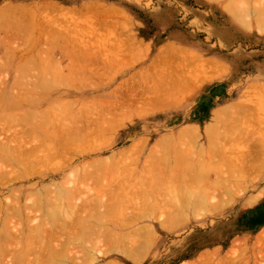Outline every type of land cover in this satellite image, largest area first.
<instances>
[{
	"label": "rangeland",
	"instance_id": "obj_1",
	"mask_svg": "<svg viewBox=\"0 0 264 264\" xmlns=\"http://www.w3.org/2000/svg\"><path fill=\"white\" fill-rule=\"evenodd\" d=\"M217 1L218 0H0V11L6 8L12 9V7L15 6L17 8L24 7L29 11V12L27 10L25 11V9L23 8L25 17L26 14L35 12L36 13V14L34 13L35 15L31 14L34 17V20H32L31 24L33 25L34 23L33 21H35L34 26L37 23L38 24L40 23L39 26L43 25L40 27L36 25L35 27L37 29L41 27L45 29L47 26V29H45L46 34L43 33L44 30L42 28L40 29L41 31L38 29L40 32L36 28L34 29L33 28L34 26L32 28L34 29V31L37 30V32L35 31L36 34L43 33V36H41V38L43 37V39L45 40L47 34H48L47 35L48 40H51L50 38L52 37H54L52 39L55 40L58 37V35L59 36L61 35L59 37L61 39L63 38L62 36L66 35L67 32L69 33L66 36L77 34L75 41L73 40L74 44L72 43V45L66 42L69 41V40H65L66 38L63 40H59L57 38L58 42L60 41L58 45L59 50L57 49V51L54 53L53 58L50 59L48 58L49 62H51L50 60L53 61L52 63H50L52 69L54 68L53 66L55 65V62L66 67L65 69H63L62 67L63 69L62 73H64V75L62 74L59 78H61V80H64L65 83L67 80L68 85L64 84V86H62L63 84H61L59 86L58 85L60 83L59 81V83L57 84L59 86L58 88H60V90L61 88L62 90L63 89L76 90L75 91L76 94H74L75 96H73V94L68 95V93H65L64 95L66 96L63 95L61 96L62 99H58L59 101L58 104L61 102L63 103L65 102V104L68 103L67 104L68 107L71 106L72 103L71 101H74L73 102L74 104L75 102L77 103L75 106L72 105L74 107H71L72 111H76L77 113L71 112L72 114H76L79 117L78 113L81 114V112H83V110H86L87 108L89 111V107L92 108V106H94L93 108L101 109L99 106H101L102 103L105 104L106 103L105 101L109 103L111 99L112 100L114 99L115 96H113V98L112 96H110L113 91L116 93L117 90V94H118L119 92L118 88H120V86H123L124 84L125 87L124 86L122 87L124 89V92L125 90H127L126 85H128L131 82V80H133L132 78L135 76V73L138 77H140L141 75L140 73L142 72L145 74L146 73L150 74V75L148 74V76L147 74L146 75L144 74V76L142 75L141 77L147 76L149 78L148 79L146 77L148 82L146 80L145 81L147 82L146 86L149 85L151 87L150 89L151 95H152L151 93L152 91L155 92L154 94L157 97H161L162 95L163 98H167L166 91L167 92L173 90L175 91L174 94L173 92L172 94L171 92H169L171 94V97L173 95L172 98L174 100H171L173 103H171V101L169 102L170 100L169 99L170 96H169L168 97L169 100L167 99V101L171 104H169V106L164 104L165 107L164 105L159 106V102L163 104V101L165 102V100L161 101L160 98H158L160 100L158 101L156 98L157 100L156 102L158 103L156 102L155 103L158 105L157 106L156 104H152L150 102L153 96L150 97L149 95L150 105L152 104L149 107L151 108L153 107V108L146 109L148 108L147 106L149 103L148 104L146 103L148 102L147 99L149 97L147 98L146 96L147 95L146 89L142 90L144 88V86L142 85L143 83L141 84L142 91L139 90L140 89L139 87H141V85L139 86L137 84V88H138L137 90L135 88L136 86H133L132 88L131 85H128L131 87V89H128L129 91L126 92H130V90L135 89L137 91V94H139V96L136 95L137 98H135V100L137 101V99L143 98V101H141L142 99H139L135 104L136 101L134 100L135 102L132 103L131 100L132 103L131 105L129 101H128L129 104L126 102L128 106L123 103H122L123 105L120 103L121 104L120 106L119 102L117 101L116 104L117 105L119 104L118 106H120V108L125 106V108H123L125 110L121 111L122 108L121 110L119 109L121 112L119 111L116 117H115L116 114L114 113L112 114V116H110L112 113V111L110 110H115L116 108L119 107L115 106L114 109L113 107L114 105L111 104L112 103L111 101V103L109 104L113 105V106L110 105L111 107H113V109L111 108L110 110H108L111 113L110 115L109 112L105 114L107 116H105L104 120L106 119V117H108V119L110 117L112 118L109 119L111 120L109 123L107 122L108 125L112 123V120L115 121L113 118H116L117 120L113 122L114 125L116 126L114 127L109 126L114 129L106 128L105 130V125H103L104 129H101L103 127L99 128L101 124L99 122L96 123L98 126H95L96 125L95 122L97 121L101 122L103 120V118L99 117V115H101L99 113L102 112L101 110H98V112H96L97 110L95 111V109H93L94 110L93 111L91 109L92 113L91 111L85 112L87 114L90 113V117L91 114L94 117V112H95V116L96 113L99 114L94 118L91 117L93 120L94 119L96 120V121L94 120L95 122H92L93 123L92 128L95 127V130L96 128L99 130H97L95 135H92L95 139L91 140L92 137L91 136L90 141L88 142L85 141V139H82L84 141L83 144H82L83 141L81 142V144L78 142L80 145H85L86 143L91 142L89 144H92V147L90 145L89 146L93 149H91L92 152L89 149L90 151L88 153L86 147L87 149L90 147L86 146L83 148V146H81L84 149V151H87L86 154L84 153L83 149L79 147L80 149H82L79 151V153L82 152L80 153L82 154V156L80 154L78 155V159L76 160V166L82 167L83 164L93 161L94 158L98 160L101 159L102 157L106 158L109 155H112V153L115 154V156L117 157L116 159L117 166L115 168L104 169V171L102 170L104 173L103 180L105 184L106 181L108 183L106 184L109 187L107 192L109 193L112 192L113 194H115V197H117V195L126 196V199L120 201L121 203H117L116 205L113 204L115 206L112 210V213L108 215V217L106 218L107 219L106 220L107 222L105 221L106 223L105 222L104 224L100 223V221L98 220H92L90 222L93 228H95L98 232V233L94 232L93 235L99 236V235H103L102 234L103 232L105 233L107 232L108 234L114 236L117 239V242H124V241L130 242L133 241V238L135 240H138L139 242V237L141 236V234L143 235L145 234L143 230L146 232L148 230L147 227H146L147 230H145V228L143 227L145 224L146 226H148L147 224L149 225L153 224L154 228L156 229L157 237L155 236L156 239L154 238L155 243L151 244L152 245L150 247L151 249L149 250L148 255L146 254L147 257H145V261L144 262L141 261L140 264H186L189 262H193L194 259L197 258L198 254L209 251L211 249H217V250L219 249L221 250L220 252L222 253H227L231 248L237 249L238 252L247 250L248 257L250 258L249 249L244 248L247 247V244L244 243V240L246 241V237H247L248 247H251L254 237H256L258 233L264 232V154L262 160V167L260 169L258 168V171L250 170L246 173L245 176H243L244 181L242 180V182L244 186L243 185L240 186V184H242L241 182L239 183V185H237V182L233 180H231L232 181L231 182L229 180V178L232 176V175L230 176V174H232L234 170L235 163L236 162L239 163L238 159H240L245 154L244 155L245 158L243 156V160L244 159L249 160L251 155L250 153L249 155L248 154L246 155L248 150L253 151L254 148L260 149L262 144L264 146V31H263L264 26L263 27L260 26L261 24L264 23L261 22V24H258V27L260 26L261 29H263L261 34L260 33L261 29L259 28L260 29L259 30L257 27L256 20L258 18H256L255 15L254 16L251 15L250 17H248L249 19L248 18L247 19L249 20V22L252 21L251 22L252 25L250 23L249 24L247 23L248 24L247 27L252 26V29L251 28H250L251 30L249 28L246 29L247 28L246 26H245L246 28L242 27L243 25L240 24L241 21L238 18L236 19V21H234L235 18L233 17L232 19V15L229 14V12L224 8L225 5H227L229 2L231 3V1L233 0H220L218 2ZM255 4L256 3H254L253 5ZM6 5L9 7H7ZM10 5H12V7H10ZM90 5L93 6V8ZM256 5L258 6L259 4ZM88 7L91 8L89 9ZM29 8L30 9L32 8V10H30ZM23 11L20 10L21 16ZM19 14L17 13L16 16L17 17L19 16L20 19L21 16ZM72 14L75 15L72 16ZM12 16L13 17H11L10 21L14 22L15 15L12 14ZM32 16L31 19H33ZM27 18L29 19L30 17ZM29 21L31 22V20ZM29 21L27 20V22ZM243 22H245V20ZM109 23L110 25L111 24L114 25H111L110 27ZM101 24H103L105 28L101 27L102 26ZM115 24H117L118 26ZM112 26L114 27L116 26L115 27L116 29L113 28ZM2 28L3 27H0V29L2 30V31L0 30V37L4 38L5 32L3 30L5 29ZM32 28H30V30L33 31ZM51 31H52L51 36L53 35L52 37L50 36ZM60 31L63 32L60 33ZM111 31L113 35L111 34ZM118 31L122 32L121 36ZM33 32L31 33V35L35 34ZM54 32L58 33L56 38L54 36L55 35ZM39 34L35 36H39ZM126 34L128 36H133L131 37L133 38L132 39L133 41L130 39V37L128 38V40H131L133 44H135L134 45L135 48L137 44H139L140 45L139 48L142 47V50L141 49L140 50L146 53L137 52L140 50L137 49L138 47L136 48L137 49L136 50L134 46L132 47V49L134 50L128 49L132 46V42L130 41L131 46L129 47L126 46L129 43L126 40L127 38L126 39L124 38L123 40V37L127 36ZM70 37L69 38L71 41L72 36ZM78 37H79L78 40L79 42L76 41ZM80 37L82 39H80ZM88 37L89 40L87 39ZM118 37L122 39H119ZM83 38L84 41L87 40V42L85 41L86 43L82 42ZM134 38L136 40H134ZM94 39H96L95 41L97 44L93 41ZM12 40H13L12 43L11 42L8 43L10 45L12 44L13 49H16L18 43L20 42H21L20 44L22 45V39L21 41H19L20 38L18 40H16V38H13ZM120 40L127 42L126 45L125 43L123 44L122 42H119L121 43V45H123L122 46L123 49L126 47V49L128 50L127 51L125 49L127 53H125L123 49L121 50L122 47L120 48V46L116 45L119 44L118 41ZM14 41L17 42V44ZM82 43H84L86 48ZM89 43H91V45ZM112 44L114 47L112 46ZM66 45H69V48L67 46L66 49L67 48L70 49L71 46L75 45V47L77 48V49L75 48L77 50V52L75 50L76 52L75 54L79 53L78 55H81V53H83L82 49L84 50L86 49L88 51L90 46L93 49L95 46L99 47L100 45H102L101 47H103L104 49L106 48V51H109L107 50V48L109 49L112 48L111 52L112 50H114V48L119 47L120 51L123 52V56L121 54L122 52L118 54L119 50L116 48L118 51H116V49L114 51L117 52L118 55L117 57L120 58L119 55L122 57L120 59L118 58L116 59V55L115 57L114 56L111 57L113 54L116 53V52H112L113 54H110L111 59L109 58L108 61L107 59L105 60L106 64H104L102 69V66L99 64V62L103 60L100 59L99 61L97 57L104 58L102 56L103 53L100 56L98 52L99 50L98 47L97 48L95 47V49H93L92 51H90L91 50L90 48L89 50L90 52L89 55L91 54L90 56L93 55V52L99 54L96 55L97 56L96 58L98 60L95 61V62L98 61V63L94 62L92 66H94V64H99L101 66L100 69L102 70V73H97L100 72L101 70L97 67L99 65H95L94 66L95 68L91 66L94 72L93 71L91 72L90 70L86 69L87 72L83 71L85 76L82 75V71L78 72L75 76L74 73L69 72L70 70L69 58L66 57V53H63L62 49H60L62 48V46H64L63 48H65ZM172 45L175 46L174 48L183 49V52L180 50V53L178 52L179 49L177 50V52L179 53L177 58L178 57L180 58L175 59L176 58L175 55H177V52L175 50H174L176 52L174 53L175 55L171 54L173 53L172 50L173 47H171ZM14 46L16 47L14 48ZM101 47L100 49H102ZM167 47L169 48L171 47L170 50L172 51H169V48L167 49ZM78 48L81 49L82 52L81 50H78ZM162 49L164 50L167 49L165 51L166 54L163 52L164 54L162 55L161 53L163 51ZM1 50L3 49L1 48ZM106 51L104 52L105 54L108 53ZM158 51L159 52L161 51L160 54L162 56L159 54ZM168 52L170 54V57L169 54H167ZM61 53L63 55H61ZM157 55L160 56V60H158L159 58ZM165 55H167L170 59L174 58L173 59L174 61L168 60L171 62H169V64H164V61L165 60L167 61V59L163 58L165 60L161 62L162 61L161 57H164ZM171 55H173L172 58ZM94 56L95 55H93V57ZM106 56L109 57V53ZM186 56H187V60L186 59L184 60ZM48 59L47 62L45 60L40 61L42 62V64L39 61L36 62L35 64L36 65L39 64V66L40 65L44 66V63L45 65L48 63ZM182 60L185 62H182ZM168 61L166 63H168ZM15 68H17V65L14 66L12 65L11 68H8L5 74L3 75L0 74V77L2 76L1 78L3 80L12 78L13 76H15L16 73ZM95 70H100V71L96 72ZM178 72L181 73L179 74ZM80 73L83 78L80 77L81 76ZM90 73L91 74L93 73L94 77L92 76L93 74L90 76L89 75ZM137 73L140 75H138ZM170 73H172L171 78L172 76H175V78H177L176 80L173 78L175 82L179 80V78L181 79L184 77L183 79L184 80L189 79L188 82L192 83V85L187 84L188 86L190 85V87L187 86V88H184V86H186L185 85L186 83L184 84L183 82V85L181 84L180 87L179 85L176 86L177 83H179V81L182 82L183 80L182 79L177 81V83H174L176 84L175 85L176 87H172L173 80L171 81L170 80L171 78L169 79L171 81L170 82L171 84L169 83L168 79H167L168 81L166 80L167 75L169 74L168 76H170ZM65 74L67 76L70 74L71 77L69 75L68 76L69 79H68ZM174 74H176L177 77ZM184 74L186 76L188 75V77L183 76ZM88 75L92 78H90ZM163 75L166 76L165 80L169 84L167 82L166 83L168 85H171V87L168 88L164 87L165 89L163 88L164 85L167 86V84H165L164 82H163L164 84L160 83ZM53 76L56 77V75ZM49 77H51V75H49L48 78ZM76 77L79 78L78 81H77L78 78ZM129 77L131 78V80H129L130 79ZM141 77L140 80L141 82H143ZM45 78L47 79V77ZM54 78L51 77V80ZM136 79L137 77L133 80L132 83H136V82L138 83L137 81L138 79L137 80ZM127 80L130 81V82L128 81L129 82L128 84L124 82V81L127 82ZM163 80L164 78H162V81ZM45 81H48V79ZM72 81L73 82L75 81V83L72 84ZM79 81H81V83ZM71 86H73V88ZM182 86L184 89L182 88ZM17 87L19 88V86ZM114 88L116 89L114 90ZM169 88L171 89L168 90ZM163 89L165 91H163ZM15 90L17 91V89ZM181 90L182 92H180ZM139 91L143 93L145 91L144 93L145 95L140 94ZM109 92H111L110 95ZM122 92L120 91V95ZM131 92H133V90ZM141 95L145 96L146 98L144 99V97H140ZM120 97L125 98L127 96L122 95ZM120 97L117 96L115 98L116 100L118 99L120 101L121 99ZM107 99H109L110 101H108ZM99 100L100 101L104 100V101L102 103L99 102L100 103L99 104L98 103ZM114 100L113 103L115 104ZM139 101H141L142 103ZM145 101L147 102L145 103ZM153 101L154 100L152 99V102ZM96 102L98 103V106L97 104L94 105V103ZM230 103L236 104V105L234 104L235 106L232 104L233 107L231 108V112H233L235 116L231 112L229 113L228 116L226 113L227 119H229L230 117L229 121L225 119H221L222 117L219 118V120L221 119L218 126L219 129L217 128L218 130H215L217 131L215 132L217 138H218V134H217L218 132H220L219 134H221V132L222 134H224V137L223 136L221 137L223 138L221 139V141L223 142L224 145L221 144V141L219 140L220 137L219 139L216 138L217 139L216 141L212 137L211 140L213 141H211L203 137L199 138V136L197 137L196 135H195L196 138L193 137L194 139L192 138L193 135L192 136L190 135L189 137H185V138L179 136L183 128H185V126L187 127L188 125L195 126V128L197 129L199 127L200 130L198 129L199 130L198 134H200V132L204 129V127L211 122V119L213 117L212 113L215 111V109L228 106L230 105ZM105 105L108 104L106 103ZM144 106H146V108ZM68 107L65 108H67L68 110ZM236 109L237 112L234 113ZM70 111L71 110L69 109L67 115ZM63 113L65 115L66 110ZM85 113L83 112L84 115ZM223 114H225V112ZM238 114L241 115V117H238L239 119H236L237 118L236 116ZM64 115L62 114L63 118H66L67 115L66 117H64ZM102 117H104V114ZM119 117H121L120 118L121 120H119ZM232 117L234 118L236 117L235 118L236 120H241L237 122L238 123L237 126L235 125L238 129H242L241 131H238L237 128L235 127L232 128L230 127L231 125L227 124V122L229 123L231 122L230 124L233 125L236 123L235 121L234 122L232 121V119H234ZM87 118H79V119L85 120ZM91 118L90 121L92 120ZM96 118H98V120ZM122 118L125 119L122 121ZM118 120L119 122L120 121L121 122L116 123L118 122ZM221 121L226 122L228 126L223 124ZM105 123L106 120L104 124ZM107 125L106 127H108ZM235 129L236 131H233ZM98 131H99V135H97ZM240 133L241 134L243 133L244 135L243 134L240 135ZM213 135L214 137H216L215 134ZM157 143H159V145H157ZM255 143H257V145ZM98 144L99 145L101 144V146H99ZM102 144H104L105 146H103ZM96 145L98 146V149ZM258 145L260 146L258 147ZM123 149H125V151ZM202 149L203 150L205 149V153ZM212 150L214 152L218 151L216 152L217 154L212 155L213 152ZM246 150L247 152H245ZM261 150L263 149H260V152ZM99 151L101 152L99 153ZM120 152L122 153L121 156L119 155ZM206 152H209L211 155ZM123 153L125 154L123 155ZM186 154L188 155L191 154L190 155L191 157L195 156L194 160L199 157L198 162H200L201 160L203 162H208L209 159L210 161H212L210 156L216 159L213 160L215 162H208L209 165L211 163L212 164L208 166V168L205 170L206 173L208 174L207 175L208 181L206 187H208V189L210 190H213L217 188L215 184L217 183L220 184L221 185L220 187L219 185H217L219 190V192L217 193L221 192L220 194L222 195V197H219L221 195L218 194L217 196L219 198L225 197L226 194L228 196L229 193L226 190H228L229 188H231L234 191L236 190L234 192L235 194L232 193V195L234 194L232 197L230 196L225 197L228 199V201L230 200L229 202L230 204L227 207L219 210L217 213L215 212L214 214H212L213 213L212 212L206 215V212H204L205 215L204 213H201L203 214L201 215L199 214L201 212L200 211L198 214L194 213L191 214L190 217L189 216L187 218L180 217L179 219L174 216L173 214L174 210L173 208L170 207V205H178L176 203L177 201L176 199L168 198L169 204L168 205L166 204V206L161 203H160L161 204L160 207L150 205V202L148 201L149 193H152L150 192V190H152V188L160 181V180L156 181L155 179L156 175L154 177L151 175V173H153L150 170L151 164L158 162V160L163 157H167V158L170 157V160H172L173 158L181 160L179 164H181L183 167L184 163L182 164V161L184 160V158H186ZM186 159L190 162L189 158ZM153 160H155V162L152 163ZM195 163L197 164V161ZM118 164L120 165L118 166ZM193 165L195 166V164ZM218 173H220L219 176L221 178L228 177L227 179L230 182H226L223 179L220 180L219 176L217 175ZM60 175L61 174H59L57 178L60 179V177L62 176ZM86 182H88V179ZM30 183H34V182H28L26 184L28 185ZM199 183H197L196 180H193L186 183L187 186L185 184H180L179 187L186 186L192 189L200 188L202 181ZM17 184H15V188L21 187L20 186L21 183H17ZM236 187L238 188V190ZM97 189L98 191L95 190V194L101 193L103 190H105V187L97 186ZM177 190L178 191L176 192L179 195H181L180 199H182L183 194H180L182 192L179 193L178 188ZM162 191H161V195H164L165 197L167 193L163 194L164 192L162 193ZM153 194L154 193H152V195ZM154 195L156 196V194ZM255 198L258 199L256 200ZM248 199H250V202ZM162 221L168 222L166 225L167 229L158 227ZM173 222L174 225L170 226V223L173 224ZM140 227L142 228V230H140ZM138 233L141 234L138 235ZM122 239L124 241H122ZM240 241L243 242V244ZM260 246L262 247V250H264V244ZM102 249L105 250V247L103 246ZM98 255L97 257H99V259L95 260L96 262H94L93 264H98V263L104 264L110 259H120V258L123 259L124 262L127 261L126 259L123 258L122 255L118 253H112L109 255V257L107 256L103 259L100 254ZM221 258L222 257H218L217 260H220ZM126 263L134 264L133 262H129V261Z\"/></svg>",
	"mask_w": 264,
	"mask_h": 264
},
{
	"label": "bare ground",
	"instance_id": "obj_2",
	"mask_svg": "<svg viewBox=\"0 0 264 264\" xmlns=\"http://www.w3.org/2000/svg\"><path fill=\"white\" fill-rule=\"evenodd\" d=\"M218 1H220V0H218ZM259 1L258 0H233V1H231V3L229 2L227 5H225L224 8L229 12V14L232 15V19H233V17L235 18L234 21H236L237 18L241 21L240 24L243 25L242 27H245V26L247 27L249 23L252 25V23H251L252 21L249 22L248 17H250L251 15H253V16L255 15V17L258 18L257 20L255 18V20L257 21V27H258V24H261V22L264 23V21H263V19H264V0H259ZM254 3L259 4V5L258 6L256 4L253 5ZM7 7H9V6H7ZM10 7H12V5H10ZM14 7H12V9L6 8V9H3L0 11V25H1L0 27H3L2 29H5V30H3L5 32L4 38L0 37V74L1 75L5 74L6 71L8 70V68H11L12 65L13 66L17 65V68H15L16 69L15 70V72H16L15 76H13L10 79L8 78L9 80L8 79L3 80L1 78L2 76L0 77L2 79V81L0 79V264H93L94 262H96L95 260L99 259V257H97L98 254H100L102 256V259H103L107 256L109 257V255L112 253H118V254L122 255L123 258L127 260L126 262L129 261V262H133L134 264L135 263L140 264L141 261H143V262L145 261V257H147L148 252L151 249L150 248L152 246L151 244L155 243L154 238L156 239V237H157L156 229L154 228L153 224H151V225L147 224L148 226H146V224L145 225L143 224L144 226L142 225L145 228V230H147V228H148V230H147V232L143 230V232L145 233L144 235L141 233H138V235L141 234V236L139 237V242H138V240H135L134 238H133V241H130V242H125L123 239H122V241H124V242H117V239L114 236H112L111 234H108L107 232L102 233L104 236L103 235H99V236L93 235L94 232L95 233H98V232L95 228H93V226L90 224V222L92 220H98V221H100V223L104 224V222L107 220L106 218L108 217V215H110L112 213L114 206L117 203H121L120 201H123L124 199H126V196L125 195H119V196L117 195V197H115V194H113L111 191H110L111 193L107 192L109 187L106 184H108V183L106 181V184H105L104 180H103L104 169L115 168L117 166V164H116L117 163L116 162L117 157L115 156L114 153H112V155H109L106 158L102 157L101 159H98V160H96V158H94L93 161L90 160L91 162H89V163H86V164L82 163L83 164L82 167L76 166V160L78 159V155L80 153H82V152L79 153V151L82 150L84 147L89 146V145L92 147V144H89L91 142L86 143L87 145L86 144L80 145L81 142L83 141L82 139H85V141H87V142L90 141V137L92 135H95V133L99 129L96 128V130H95V127L92 128V124H93L92 122H95L96 120L94 119L95 120L94 121L91 118V117H93L92 114L90 117V113H88V114L85 113L88 111V108L86 110H83L85 115L83 114V112H81V114L84 116H82L81 114L78 113V115H79V117H78L76 114H72L73 112H75V113H77V112L72 111V109H71V107H74L77 104L76 102L74 104L73 103L74 101H71L72 103H71V106H69V107L67 105L68 103L65 104V102L64 103L61 102L62 105H61V103L58 104V102H59L58 99H62L61 96H63L65 93H68V95L73 94V96H75L74 94H76V92H75L76 90L75 89L74 90L73 89H71V90L63 89L62 90V88L60 90V88H58L61 84H63L62 86H64V84L68 85L67 80L65 83L64 80H61V78H59L62 74L64 75V73H62V71L66 67L55 62V65L53 63L54 68L52 69V66L50 65V63H52L53 61L50 60L51 62H49V59L53 58L54 53L57 51V49L59 47L58 45H59L60 41L58 42V39L63 40L66 38L65 40L70 41V38H71L70 36H72V39L70 42L66 41L67 43H70L72 45V43L74 44L73 40L75 41L77 34L66 36L69 32H67V33L65 32L66 33V35H64L65 37L62 36L63 38L60 39L59 37L61 35L59 36L57 32H56L57 34L54 32L55 38L58 35V37H57L58 39L56 38L54 40V39H52L54 37H52L53 35L51 36V34H52V31H51V33H50V36L52 37V38H50L51 40H48V38H47L48 34L46 35V37H45L46 40H45V39H43V37L41 38V36H43V33L46 34L45 33V29H47V26H46L45 29L41 27L44 30V32L42 34L38 33L39 36H35V35H38L35 33V31L37 32L38 29L39 30L41 29V28L37 29L35 27L36 25L39 26L40 23L39 24L37 23L34 26L35 21H33L34 22L33 25L31 24L32 20H34V17L31 14H34L35 12L33 13L30 11L31 13H28L30 16L28 14H26V17H25L23 10L25 9V11H26L27 10L26 8L23 7L24 8L23 9L20 7L21 8L20 9V8H17V7L14 8ZM91 7L93 8V6H91ZM16 9H17V11H16ZM20 10L23 11L22 16H21ZM30 10H32V8ZM106 10H107V8H106ZM89 11H92V10H89ZM17 13L18 14L20 13L19 14L21 16L20 19H19V16L18 17L16 16ZM25 13H27V12H25ZM12 14L15 15L14 16L15 17L14 22L10 21L11 17H13ZM73 15H75V14H72V16ZM31 16L33 19H31ZM27 17H30V18L28 19ZM101 17H103V16H101ZM261 18H262V20H261ZM27 20L28 21L31 20V22L29 21L30 22L29 23V22H27ZM104 20H105V18H104ZM239 20H237V21H239ZM242 20L243 21L245 20V22H243ZM258 22H260V23H258ZM45 23H44V25H45ZM101 25H102L101 27L105 28L103 26V24H101ZM109 25H110V23H109ZM111 25H114V24H111ZM111 25H110V27H111ZM115 25H117V24H115ZM40 26H43V25H40ZM260 26L263 27L264 24H261ZM260 26L258 27V29L259 28L261 29ZM32 27L34 29L36 28L37 30L34 31V29ZM112 27L115 28L116 26L115 27L112 26ZM30 28H32L34 32L32 30H30ZM248 28L252 29V26H249L246 29H248ZM117 30H119V29H117ZM123 30H121V31H123ZM262 30L263 29H261L260 33L262 32ZM121 31L120 32L118 31L120 33V36L122 35ZM32 32L35 33L34 35L33 34L32 35L37 37V38H35L31 35ZM62 32L63 31H60V33H62ZM47 33H48V31H47ZM70 34H71V32H70ZM111 34H112V31H111ZM79 35H81V34H79ZM50 36H48V37H50ZM73 36H75V37H73ZM127 36L123 37V40H124V38L125 39L127 38L126 40L129 42L128 43L129 45L128 44L126 45L127 42H124L121 40L118 41V43L122 42L123 44L125 43V45L128 47L131 46L130 43L133 41L132 40L133 38H131V37H133V36H128V37ZM18 37L20 38L19 41H21V39H22V45L20 44L21 43L20 42V43H18V45H20V46H18V45H17V47L14 46V48L16 47V49H13L12 44L10 45L9 43L13 42V40H12L13 38H16V40H18L19 39ZM129 37L132 41L128 40ZM67 38H69V39H67ZM118 38L122 39L120 37H118ZM80 39H82V38L80 37ZM87 39L89 40V37ZM91 39H93V38H91ZM96 39L93 40L95 43H96V41H95ZM106 39H108V38H106ZM78 40H79V37L76 41H78ZM104 40H105V38H104ZM134 40H136V39L134 38ZM80 41H82V40H80ZM85 41L87 42V40H85ZM85 41L83 38L82 42L86 43ZM106 41H108V40H106ZM15 43L17 44V42H15ZM84 43H82V44L84 45ZM108 43H110V42H108ZM89 44L91 45V43H89ZM115 44H116V42H115ZM13 45H14V43H13ZM104 45H106V44H104ZM116 45L120 46V48L123 46V45H121V43L116 44ZM134 45L135 44H133V42H132V46L130 48H128V47L127 48L131 50ZM138 45L139 44H137L136 48L138 47L137 48L138 50H140V49L142 50V47L139 48L140 45L139 46ZM67 46L69 48V45H66L65 48H63L64 46H62V48H60V49H62V52L66 53V57L69 58V60H70L69 72L74 73L75 76L78 72H81V71H82L83 76H85L83 71L87 72V70H90L91 72L92 71L94 72L93 68H95L94 67L95 65L100 64L102 66V69H103L104 64H106L105 60L107 59V61H108V59L111 56L110 54H113L112 52H116L118 50H119L118 54H120V52H122V51H120L119 47L117 48L116 46L115 47L118 50L116 48H114V50L116 49V51L112 50V52H111L112 48H110V49L107 48V50H109L111 53L109 51H106V48L104 49L103 47H101L102 45H100L99 47L95 46L96 48L97 47L99 48V50L98 49L97 50H98L100 56L103 53L102 56L104 58H102V57H97L96 55L98 53H96V52H93V55H95L94 57H93V55L90 56L91 54L89 55L90 48H91L90 51H92L93 49H95V47L92 49V47L90 46L88 51L86 49L85 50L82 49L83 53H81V55H78L79 53L75 54L77 52V50H76L77 48L75 47V45L71 46V48H74V49H71V48L66 49ZM112 46H113V44H112ZM112 46H110V47H112ZM100 47L102 49H100ZM105 47H107V46H105ZM171 47L174 48L175 46L172 45ZM171 47L170 48L167 47V49L169 48V51L173 50V53H171V54L175 55L174 53H176L179 48H174V49L172 48V50H170ZM1 48L3 50H1ZM85 48H86V46H85ZM134 48H135V46H134ZM162 48H165V47H162ZM122 49H123V47L121 48V50ZM125 49H126V47L123 50L125 51V53H127L128 50L126 49L127 50L126 51ZM75 50H76V52H75ZM78 50H81V49L78 48ZM82 50H81V52H82ZM103 50H105L106 52L109 53V57L106 56V55H108V53L105 54L104 53L105 51H103ZM132 50H134V49H132ZM141 50L137 51V52L143 53L144 51H141ZM143 50H144V48H143ZM162 50H161L162 52L161 51L160 52L163 55L166 50H164V49H162ZM180 50L183 52V49L180 48L178 51L179 53H180ZM160 52H159V54H160ZM178 52H177V55H175V57H176L175 59L180 58V57L177 58V56L179 54ZM144 53H146V52H144ZM121 54L123 56V52ZM167 54H169V52ZM61 55H63V54L61 53ZM115 55H116V59H117L118 58L117 52L115 54H113L111 57H113V56L115 57ZM173 55H171V58L173 57ZM122 56L119 55L120 58ZM166 56L167 55H165L164 57H161V59H162L161 62H163L165 59H167V61L168 60L174 61L173 60L174 58L173 59L169 58L170 54H169V57L167 56L168 58ZM96 57L99 59V61H100V59L103 60V61H100L103 65L99 62V64H94V66H92L93 63L96 60H98ZM43 58H45V59H43ZM120 58H118V59H120ZM158 58H159L158 60H160V56H158ZM163 58H165V59H163ZM47 59H48L49 64L47 63L45 65V63H44V66L42 65L43 68L41 65H40L41 66L40 67L39 64H37L39 66V68H38V66L35 64L38 61L40 62V61L45 60L47 62ZM80 59H82V60H80ZM185 59L187 60V56H186V58H184V60ZM167 61L165 60L164 64H169V62H171V61H168V63H166ZM182 62H185V61L182 60ZM32 63H34L35 65ZM40 63L42 64V62H40ZM95 63H98V61ZM100 65L97 66L99 69L101 68ZM67 66H68V64H67ZM62 67H63V69H62ZM100 70H95V71L97 72ZM96 72H95V74H96ZM48 73H49V75H51L52 78L55 77L53 75H56V77L51 80V77L48 78V76H49ZM97 73H102V70L100 72H97ZM142 73H140L141 75L140 74H138V75H140V77L142 75L144 76L145 73H143V74ZM92 74L90 73L89 75L91 76ZM146 74L148 76L149 73H146ZM80 75H81V73H80ZM82 75L80 77H82ZM168 75H167V78L165 75L162 76V78H164V80L162 81V78H161V81H160L161 84H164V83L167 84L168 83L167 81L171 78L172 73H170V76H168ZM174 75H176V74H174ZM68 76H67V78H68ZM92 76L94 77V74ZM147 76L141 77L142 81H143V82H141L140 77H138L135 73L134 77L135 78L137 77L138 80L137 79L136 80L138 81V83L136 82V80H135L136 83H132L133 80L135 79L134 77L132 78L133 80H131L130 77H129L130 79L128 78L129 80H131V82L129 80H127V82L124 81L127 84L129 82L132 83V84L129 83L128 85H131L132 88H133V86H136L135 87L136 90L138 89L137 84L140 86L143 83L142 85L144 86V88L142 90L146 89L147 98L150 95V97L153 96L152 99L154 100L153 101L154 103H153L152 99L150 101V97H149L147 99L148 102L145 101V103L147 102L146 104L149 103L148 106L143 102L148 107V108H146V106H144L146 109H149V108L152 109L153 107L151 108L149 106H151L152 104L158 103V102H156L157 100L158 101L165 100V102H168L167 99L169 96H170L169 97L170 100L168 99L169 102L171 100H174L172 98L173 95L171 97L172 92H173V94L175 92L174 90L168 91V92L166 91L167 98H163L162 95H161V97H157L154 94L155 92H152V91H151V93H152V95H151L150 94L151 87L149 85L146 86L147 82H148ZM183 76L188 77V75L186 76L185 74ZM45 77H47L48 81H45V80H47ZM70 77H71V75H70ZM176 77H177V75H176ZM44 78H45V80H44ZM57 78L60 80H58ZM73 78H74V76H73ZM76 78H78V77H76ZM90 78H92V77H90ZM165 78H166V80L167 79L168 80L166 81ZM173 78L175 80L177 79V78H175V76H172V78L170 79L171 81L173 80L172 81L173 82L172 87H176L178 85L180 87L181 84L183 85V82H184V84L186 83L185 84L186 86H184V88H187V86H188L187 84L192 85V83L188 82L189 79L184 80L183 79L184 77L181 79L179 78V80L183 79L182 82L177 80V81H179V83H177V81L175 82V80ZM63 79H64V76H63ZM78 80H79V78L77 79V81ZM170 80H169V83L171 82ZM59 81H60V83H59ZM75 81L74 82L72 81V84L75 83ZM81 81H79V82L81 83ZM41 82H44V83H41ZM45 82H47V83H45ZM124 82H123V84H124ZM174 83H177V85ZM123 84H121V85H123ZM133 84H136V85H133ZM168 84H167V86L164 85L163 88L164 87H166V88L171 87V85H168ZM128 85H126L127 90H125V92L129 91L128 89H131V87ZM142 85H141V87H139L140 91H142L141 90ZM17 86H19V88ZM123 86L125 87V84ZM123 86H120V88H118V91H119L118 94L119 95L117 94V90H116V93L112 90L114 93L112 92L113 93L112 94L111 92H109V95L111 93L110 96H112V98H113V96H115V97L119 96L120 97L122 95L123 96L126 95L127 97H125V98L120 97L121 98V99L119 98L120 101L118 99L116 100L115 97H114L115 100L114 99L113 100H114L115 104L118 101L119 104L123 103V104L128 106L129 102L131 105L132 103H134L136 101L135 98H137V96H139V94H137V91L135 89H132L133 92H131L132 90H130V92L125 93L124 89L122 88ZM71 87L73 88V86H71ZM128 87H130V88H128ZM188 87H190V85ZM182 88H183V86H182ZM182 88H180V89H182ZM15 89H17V91ZM115 89L116 88H114V90ZM164 89H163V91H165ZM170 89L171 88H169L168 90H170ZM175 90H176V88H175ZM120 91L121 92L123 91L125 94L122 92L123 94L121 93V95H120ZM134 91H136V92H134ZM140 91H139L140 94L145 95L144 94L145 91H144V93L140 92ZM169 92H171V94ZM180 92H182V90ZM177 93H178V91H177ZM143 95H141L140 97H144V99H145L146 97ZM64 96H66V95H64ZM134 96H136V97H134ZM156 98H157V100H156ZM158 98H160V100ZM161 98H163V99H161ZM109 99H107V100L110 101ZM139 99H142L141 101H143V98H139ZM139 99H137V101ZM104 100H106V99H104ZM104 100H101V101L99 100L98 103L99 102L102 103ZM113 100L111 99L112 103H111V101L109 103L113 104L114 106L109 104L107 101H105L108 105H105L106 103L105 104L102 103L103 107H102V104H101V106H99L101 109L93 108L94 107V106H92L93 104L91 105L92 108L89 107L88 112L91 111V113H92V110L95 109V111L97 110L96 112H98V110H101L104 114V117H102L103 116L102 112L99 113L101 115L96 113V116L99 115V117L103 118V120L99 119V120H102L101 122L100 121L95 122V124L98 122L102 124V125L100 124L99 128L103 127V125H105V130H106V128L114 129V128H111L109 126H112V127L116 126L113 123L117 120L116 118H113L115 121L112 120V123H110L111 125L110 124L107 125V122L109 123L111 121V120H109V119H112L111 117L109 119H108V117H106V119H105L106 123L104 124V122H105L104 118H105V116H107L105 114H107L109 112L108 110H110L111 108L113 109V107L115 109V106L117 107L119 105V104L115 105L113 103ZM131 100H132V103H131ZM121 101H123V102H121ZM137 101L135 102V104L137 103ZM141 101H139V102H141ZM149 101L152 103L151 105H150ZM165 102L163 101V104L159 102V106L164 105V104L169 106V104L173 103L172 101H171V103H169V102L165 103ZM98 103L96 102V103H94V105L97 104V106H98ZM69 104H70V102H69ZM121 104H120V106H121ZM232 104L233 103H230V105H228V106L215 109V111L212 113L213 117L211 119V122L204 127V129L200 132V134H198L199 130H200L198 126H196V127H198L199 130L197 128H195V126L188 125L187 127L185 126V128H183V130L180 132L179 136L182 138H185V137H189L190 135L191 136L193 135L192 138L193 137L196 138V136L197 137L199 136V138L203 137V138H206L207 140L208 139L211 140L213 137V139H215V141L217 139H219V137H220L219 140L221 141V139H223L221 137L222 136L224 137V134H222V132H221V134H219L220 132H218L217 133L218 138H217V135L215 133L217 131H215V130L219 129L218 126H219V122L221 119H225V120L229 121L230 117H229V119H227V116L231 112V108L233 107ZM72 105H74V106H72ZM110 105L113 107H111ZM165 105H164V107H165ZM120 106H118L119 108H116L117 111H116V109L110 110V111H112V113L109 112V115L111 113L110 116H112V114L114 113V114H116L115 115V117H116L117 114L119 113V111L121 110V108H122L121 111L125 110V109H123V108H125V106L121 107V108H120ZM65 107H68V110L69 109L71 110L68 113V115H71V116L67 115L68 110ZM65 110H66V113L64 115L63 112ZM105 111H107V112H105ZM113 111H115L117 113H115ZM224 112H225V114H223ZM236 112H237V109L234 113H236ZM226 113H227V116H226ZM231 113L233 114V112H231ZM62 114L64 115V117H66V115H67V117L63 118ZM86 114L89 116H87ZM96 116H95V112H94V117H96ZM87 117H90L92 120L90 121V118H87ZM122 117H124V116H122ZM236 117H235L236 119H239L238 117H241V115L238 114ZM79 118H87V119H85L86 121L84 119L83 120L81 119L82 120L81 121ZM120 118L121 117H119V120H121ZM219 118H221V119L219 120ZM232 118H234V117H232ZM96 119L98 120V118H96ZM124 119L125 118H122V121ZM234 119H232L233 122L234 121L236 122L234 125L230 124L231 122L230 123L227 122V124L231 125L230 127H232V128H234V127L237 128L236 127L238 124L237 122L241 121V120H236V119L234 120ZM79 120H80V122H79ZM119 120L116 123H120L121 121L119 122ZM83 121H85V122H83ZM222 123L227 125L226 122H224V121ZM106 125L108 127H106ZM95 126H98V125L96 124ZM92 129H94V130H92ZM101 129H104V127ZM237 130L241 131L242 129L237 128ZM233 131H236V129ZM213 134H215L216 137H214ZM242 134L240 133V135H242ZM97 135H99V131H98ZM97 135H96V137H97ZM92 137H91V140L95 139L94 137L93 138ZM226 137H227V135H226ZM211 141H213V140H211ZM211 141H210V143H211ZM83 143H84V141L82 142V144ZM165 143H166V141H165ZM155 144H156V142H155ZM221 144L224 145L222 141H221ZM255 144L257 145V143H255ZM102 145L105 146L104 144H102ZM157 145H159V143H157ZM260 145H258V147ZM81 146H83V148ZM99 146H101V144ZM79 147H81L82 149H80ZM91 147L88 149L86 147V150L88 151V153L91 149H93ZM203 147H206V146H203ZM97 149H98V146H97ZM100 149H101V147H100ZM256 149H258V150H256ZM256 149L254 148L253 151H251V150L249 151L247 149L248 152H247V150L245 151V152H247L246 155L247 154L249 155V153L251 155L249 160H246V159L243 160V156L245 154L240 159H238L239 163H237V162L235 163L234 170H233L232 174H230V176L231 175L232 176L231 177L229 176L230 181L233 180V181L237 182V185H239V183L241 182L242 183V184H240V186H241V185H243V182H242L243 176H245L248 171H250V170L258 171V168L260 169L262 167V160H263V154H264L263 144L260 147V149H263V150H261V152H260L259 148H256ZM123 150L125 151V149H123ZM83 151H84V149H83ZM87 151H84V153H86ZM127 151H129V150H127ZM203 151L205 153V149ZM212 151H209V152H212ZM91 152H92V150H91ZM100 152L101 151H99V153ZM209 152H206V153H209ZM216 152H218V151H216ZM216 152L213 151L212 155L217 154ZM258 152H259V154H258ZM125 153H123V155ZM121 154L122 153L120 152L119 155L121 156ZM242 154H243V152H242ZM80 155L82 156V154H80ZM190 155L186 154V158H189L190 162L192 161L193 163L191 162V164H190V162L186 158H184V160L182 161V164L184 163L183 167L181 164H179V162H181V160L174 159V158L172 160H170V157H168V158L163 157V158L159 159L158 162H155V160H153L152 163L155 162L153 164L149 163V164H151L150 170L153 172V173H151V175L153 177L156 175L155 176L156 181L160 180L152 188V190H150V192L156 194V196H155L154 194L152 195V193H149L148 201L150 202V205L160 207L161 204H164L166 206V204L167 205L169 204L168 198L169 199H176L177 200L176 203L178 205H170V207L173 208V210H174V212H173L174 216L179 218V219H180V217H184V218H187L188 216L190 217V215L194 214V213L198 214L200 211L201 212L199 214L204 213V212H206V215L208 213L210 214L212 212H213L212 214H214L215 212L217 213L219 210L224 209L225 207H227L230 204L229 203L230 200L228 201V199L225 198L227 196V194L225 195V197L219 198V197H222V195L220 194L221 192L217 193V192H219L217 185H219V187H220L221 186L220 184H218V183L215 184V186L217 188L215 187L216 189H213V190H210V189H208V187H206V184L208 181V178H207L208 174L206 173L205 170L208 168V166H210L212 164L211 163L209 165L208 162H215V161H213L215 158H212L210 156L212 161H210V159H209L208 162H203L201 160L203 158H201L200 159L201 161L198 162L199 157L196 156V157H198L197 159H195L197 161V164H196L195 163L196 161L194 160L195 156L191 157ZM207 157H209V156H207ZM244 158H245V156H244ZM119 159H121V158H119ZM193 164H195V166ZM119 165L120 164H118V166ZM59 174L62 175V176L60 175L61 176L60 179L57 178V176ZM217 175L219 176L220 173H218ZM223 175H221V176H223ZM219 178H220V180L223 179L226 182H230L227 179L228 177L227 178L226 177L221 178L219 176ZM87 179H88V182H86ZM193 180H196L197 183L202 181L200 188L192 189L190 187H186L187 186L186 183H188L189 181H193ZM28 182H34V183H30L27 185L26 183H28ZM17 183H21V185H20L21 187L15 188V184H17ZM180 184H185L186 186H180L179 187ZM97 186H104L105 190H103L101 193L95 194V190L98 191ZM177 188L179 189V193L182 192L180 194H183L182 199H180L181 195H179L176 192V191H178ZM226 188H228V187H226ZM236 188H234V189H236ZM162 190H164V191H162ZM237 190H238V188H237ZM161 191H162V193L164 192L163 194L167 193L165 195V197H164V195H161ZM226 191L229 193L228 196L232 197L235 194L234 192L236 190L234 191L231 188H229ZM226 191H225V193H226ZM232 193H234V194L232 195ZM218 194L221 196L218 197L217 196ZM251 198H253V197H251ZM250 199H248L249 202H250ZM255 199L257 200L258 198H255ZM253 201H255V200H253ZM113 204H115V205H113ZM249 204H251V203H249ZM195 215H193V216H195ZM201 215H203V214H201ZM204 215H205V213H204ZM167 223L168 222L162 221L158 227L167 229V227H166ZM173 225H174V222H173V224L170 223V226H173ZM141 227H140V230H142ZM247 240L248 239L246 237V241L244 240V243L247 244V247H244V248L249 249L250 258L248 257L247 250H244L242 252H238L237 249L231 248L227 253H222V252H220L221 250H219V249L218 250L217 249H211L209 251L205 250L206 252H202V253L198 254L197 258L194 259L193 262H189L186 264H264V250H262V247L260 246V245L264 244V232L258 233L256 235V237H254L253 243L251 244V247H248V241ZM241 243L243 244V242H241ZM103 246L105 247V250L107 248L106 251L104 249H102ZM218 257H222V258L220 260H217ZM126 262H124V260L120 258V259H110L107 262H105L104 264H128Z\"/></svg>",
	"mask_w": 264,
	"mask_h": 264
}]
</instances>
